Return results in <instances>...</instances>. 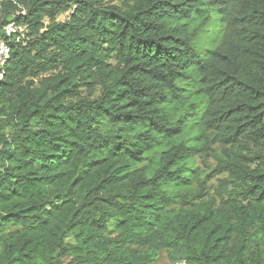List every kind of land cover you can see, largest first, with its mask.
I'll list each match as a JSON object with an SVG mask.
<instances>
[{
	"label": "clouds",
	"instance_id": "1",
	"mask_svg": "<svg viewBox=\"0 0 264 264\" xmlns=\"http://www.w3.org/2000/svg\"><path fill=\"white\" fill-rule=\"evenodd\" d=\"M0 46V264H264V0H0Z\"/></svg>",
	"mask_w": 264,
	"mask_h": 264
},
{
	"label": "trees",
	"instance_id": "2",
	"mask_svg": "<svg viewBox=\"0 0 264 264\" xmlns=\"http://www.w3.org/2000/svg\"><path fill=\"white\" fill-rule=\"evenodd\" d=\"M17 19H19V17ZM49 35H51V34H49ZM36 43L37 44H40V45H43L44 44V41L43 40H40V41H38ZM10 46H13V45H10ZM29 46H35V45L33 44L32 41H29ZM37 55H39V53H37Z\"/></svg>",
	"mask_w": 264,
	"mask_h": 264
},
{
	"label": "built area",
	"instance_id": "3",
	"mask_svg": "<svg viewBox=\"0 0 264 264\" xmlns=\"http://www.w3.org/2000/svg\"><path fill=\"white\" fill-rule=\"evenodd\" d=\"M10 46V45H9ZM3 53H4V48L2 46H0V57L3 56Z\"/></svg>",
	"mask_w": 264,
	"mask_h": 264
}]
</instances>
